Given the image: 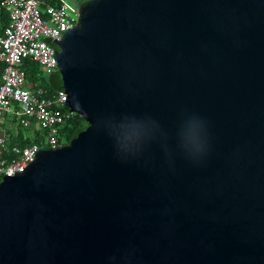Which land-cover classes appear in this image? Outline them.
<instances>
[{
    "label": "water",
    "instance_id": "obj_1",
    "mask_svg": "<svg viewBox=\"0 0 264 264\" xmlns=\"http://www.w3.org/2000/svg\"><path fill=\"white\" fill-rule=\"evenodd\" d=\"M52 44L87 126L0 179V264H264V0H83Z\"/></svg>",
    "mask_w": 264,
    "mask_h": 264
},
{
    "label": "built area",
    "instance_id": "obj_2",
    "mask_svg": "<svg viewBox=\"0 0 264 264\" xmlns=\"http://www.w3.org/2000/svg\"><path fill=\"white\" fill-rule=\"evenodd\" d=\"M80 3L77 11L72 12L66 0L0 1V9L9 18L8 24L0 29V62L4 64L0 75L1 178L24 170L42 148L36 143L24 147L15 144L11 156H4L6 134L1 129L4 116L16 117L24 127L34 122L44 131L46 148L55 149L63 145L60 129L78 115L67 106V94L62 89L48 96L44 88L27 82L21 64L24 58H30L44 74L56 72V47L52 42L75 25Z\"/></svg>",
    "mask_w": 264,
    "mask_h": 264
},
{
    "label": "trees",
    "instance_id": "obj_3",
    "mask_svg": "<svg viewBox=\"0 0 264 264\" xmlns=\"http://www.w3.org/2000/svg\"><path fill=\"white\" fill-rule=\"evenodd\" d=\"M1 1V0H0ZM9 22L8 14L0 9V29L5 27ZM21 68L25 72V78L27 82L32 83L33 86L42 87L46 91V95L52 96L59 89L61 85V80L57 72L52 74H44L40 66L30 58H24L22 60ZM4 69V64L0 62V75ZM34 123V122H33ZM12 125L16 126L17 130L23 128L22 125L18 123L17 120L12 121ZM87 126L84 119L76 115L73 117L65 126L60 129V140L62 144H67L71 138L75 137L78 132L85 129ZM38 144L42 148H46V143L44 139V131L41 129L34 130L32 137L26 138L20 142H6V147L4 149V156L10 157V150L14 144L19 145L20 147L28 146L31 144ZM1 179V177H0Z\"/></svg>",
    "mask_w": 264,
    "mask_h": 264
},
{
    "label": "crops",
    "instance_id": "obj_4",
    "mask_svg": "<svg viewBox=\"0 0 264 264\" xmlns=\"http://www.w3.org/2000/svg\"><path fill=\"white\" fill-rule=\"evenodd\" d=\"M14 120H17V118L7 114L6 116H4L3 122L1 124V129L6 134V142H20L26 138L32 137L34 130L39 129L35 123H32L29 127L22 126L23 128L17 130V127L12 125V121Z\"/></svg>",
    "mask_w": 264,
    "mask_h": 264
},
{
    "label": "rangeland",
    "instance_id": "obj_5",
    "mask_svg": "<svg viewBox=\"0 0 264 264\" xmlns=\"http://www.w3.org/2000/svg\"><path fill=\"white\" fill-rule=\"evenodd\" d=\"M80 2H74L73 0H66V5L68 6V9L72 12H76L77 11V5L79 4Z\"/></svg>",
    "mask_w": 264,
    "mask_h": 264
}]
</instances>
